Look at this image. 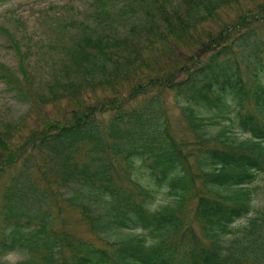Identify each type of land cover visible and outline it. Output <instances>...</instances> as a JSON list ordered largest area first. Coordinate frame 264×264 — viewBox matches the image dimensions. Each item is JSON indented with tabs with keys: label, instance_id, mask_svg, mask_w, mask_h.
Listing matches in <instances>:
<instances>
[{
	"label": "trees",
	"instance_id": "16d2710c",
	"mask_svg": "<svg viewBox=\"0 0 264 264\" xmlns=\"http://www.w3.org/2000/svg\"><path fill=\"white\" fill-rule=\"evenodd\" d=\"M63 51L33 98L92 105L38 126L42 166L21 159L14 177L26 186L3 192L0 254L22 250L27 264L43 246V264H264V207L247 215L249 185L264 175V0H93L92 21L77 22ZM0 79L22 93L2 63ZM166 93L186 136L170 128ZM34 168L54 174L98 236L127 235L110 250L76 242L62 257ZM154 189L170 201L152 206Z\"/></svg>",
	"mask_w": 264,
	"mask_h": 264
},
{
	"label": "rangeland",
	"instance_id": "374dc122",
	"mask_svg": "<svg viewBox=\"0 0 264 264\" xmlns=\"http://www.w3.org/2000/svg\"><path fill=\"white\" fill-rule=\"evenodd\" d=\"M92 9L93 0H0V63L8 67L10 76L20 79L15 86L23 87L22 93L16 94L0 79V130L5 133L6 129H12L10 134L5 133L8 137L0 143V165L3 164L4 168L0 170V231L3 228L1 211L5 209L3 192L7 187L26 186L21 175L14 177L21 159L33 154L34 160L40 161L42 166L43 157L31 146L38 126L46 120L58 124L71 121L74 114L81 110L82 104L92 105V97L89 96L84 102L81 100V104L66 98L41 104L32 96L54 70L59 71L63 67V45L74 35L78 21H92ZM199 50L194 53L195 56ZM17 51H20L19 55ZM21 77L27 78L30 86ZM96 93L95 97L100 98ZM163 101L172 132L176 137L186 136L184 121L171 95L164 94ZM53 175L46 168H34L30 185L47 197L45 201L48 205L41 202L39 208H47L52 217L53 235L61 243L59 251L62 257L67 256L76 242L110 250L114 246L113 240L127 235L126 231H120L104 238L98 236L89 228L77 208L60 199L64 189L59 187L55 190ZM121 183L125 185L126 182L122 180ZM249 186L252 201L247 215L264 207V175L259 174ZM170 199L161 189L152 191V206L167 203ZM29 201L35 202L34 196ZM23 208L24 205H20L22 213L19 220L30 215H25ZM185 216L189 217L190 213L186 211ZM46 252L43 246H39L34 253L35 262L27 264H43L38 257ZM26 257L22 250L7 251L0 254V264H26L23 262Z\"/></svg>",
	"mask_w": 264,
	"mask_h": 264
}]
</instances>
